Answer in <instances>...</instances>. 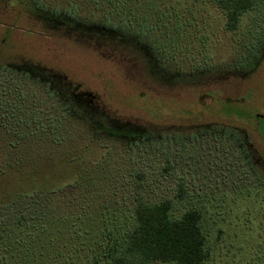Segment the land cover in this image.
Masks as SVG:
<instances>
[{
  "label": "rangeland",
  "instance_id": "1",
  "mask_svg": "<svg viewBox=\"0 0 264 264\" xmlns=\"http://www.w3.org/2000/svg\"><path fill=\"white\" fill-rule=\"evenodd\" d=\"M37 1L69 9L67 0ZM254 1L233 32L212 0H166L146 21L140 13V27L153 26L146 39L166 49L175 71L207 78L187 87L162 84L139 59L86 41L90 27L68 17L101 21L84 5L64 14L58 33L17 0H0V264L29 238H121L137 199H170L175 217L202 210L208 264L262 256L264 0ZM58 75L123 121L159 127L157 136H101L68 121ZM36 158L44 161L32 174ZM37 187L59 190L35 202L24 196Z\"/></svg>",
  "mask_w": 264,
  "mask_h": 264
},
{
  "label": "trees",
  "instance_id": "2",
  "mask_svg": "<svg viewBox=\"0 0 264 264\" xmlns=\"http://www.w3.org/2000/svg\"><path fill=\"white\" fill-rule=\"evenodd\" d=\"M17 1L30 16L37 17L47 30L58 33L62 23L65 22L63 17H67L64 14L68 12L73 14L77 8L76 3L84 5L83 8L85 7L93 18L101 21L78 20L75 13L69 14L68 17L78 23V29L90 27L92 32L90 36L93 37L92 40L86 39V41L93 42L98 47H105L107 50H121L131 55L133 59H139L147 74L162 84L165 79L172 82V85L183 84L187 87L206 85L207 78L204 76H198L197 73L186 74L179 68L175 71L170 65V60L166 59V49L153 46L151 40L146 39L148 33L144 30L147 29L149 32L153 26L148 28L147 23L141 21L143 24L140 27V13L144 14L142 17L146 21L153 13H158V8L166 0H67L69 9L63 12L47 10L48 8L37 0ZM212 2L223 12L225 30L229 32L238 29L242 16L255 5L254 0H212ZM98 34L104 36L100 41L96 39ZM257 64L258 60L255 66ZM58 77L69 91L68 96L63 98L56 94L59 95L58 98L60 97L64 106V116L68 121L84 124L90 132L100 133L101 136L103 134L119 136L125 131L128 133L135 131L137 136L151 137L152 134L157 136L159 127L151 125L146 127L123 121L110 110L96 103L93 96L79 92L77 86L68 83L60 75ZM212 80L215 82L214 79ZM209 131L206 129L203 133L207 135L210 134ZM221 131L231 132L228 128ZM43 161L41 158L31 160L29 164L34 167L30 172L35 174L42 169ZM79 180L81 181L80 175L74 185L80 183ZM58 190V188L37 187L24 196L35 202L40 193L55 194ZM181 191L180 199L184 196L183 188ZM173 211V201L170 199L158 203L137 199L133 209V226L126 230L121 238H29V241L19 244L20 253L14 255V258L4 260L2 264H208L214 257L213 247L204 230L203 211L191 207L180 217H175ZM259 251L262 252V256L256 257L255 262L250 261L248 264H264V246Z\"/></svg>",
  "mask_w": 264,
  "mask_h": 264
}]
</instances>
